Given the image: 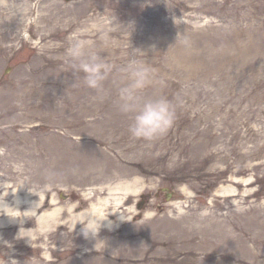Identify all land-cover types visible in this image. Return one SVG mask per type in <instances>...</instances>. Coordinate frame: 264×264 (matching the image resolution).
I'll return each instance as SVG.
<instances>
[{"label": "rangeland", "instance_id": "rangeland-1", "mask_svg": "<svg viewBox=\"0 0 264 264\" xmlns=\"http://www.w3.org/2000/svg\"><path fill=\"white\" fill-rule=\"evenodd\" d=\"M133 61L176 105L151 142L114 104ZM0 197V264H264V0H0Z\"/></svg>", "mask_w": 264, "mask_h": 264}, {"label": "clouds", "instance_id": "clouds-1", "mask_svg": "<svg viewBox=\"0 0 264 264\" xmlns=\"http://www.w3.org/2000/svg\"><path fill=\"white\" fill-rule=\"evenodd\" d=\"M21 10V8L16 9L17 12ZM69 52L78 62L75 71L83 73V84L94 90L96 92L94 98L102 102L107 96L104 82L112 73V64L105 57L90 52L85 41H76L69 48ZM114 85L116 88V99L114 100L116 108L122 114L130 115L132 118L128 129L131 136L151 142L166 135L173 127L177 115L174 102L163 94L152 96L143 94L150 85L157 86L160 90L166 87L163 79L155 77L154 70L150 65L133 61L122 70L119 80L114 81ZM57 179L56 173H46L45 183L41 186V191L56 184ZM3 206H8V204L5 203ZM208 214L207 210H202L200 216L203 218ZM95 223L93 216L88 218L87 224L81 223L83 224L82 232L86 238L95 237L96 233L93 227ZM108 226L111 227V221H109ZM195 226L199 228L202 225L197 224ZM9 264H12L11 259Z\"/></svg>", "mask_w": 264, "mask_h": 264}, {"label": "bare ground", "instance_id": "bare-ground-1", "mask_svg": "<svg viewBox=\"0 0 264 264\" xmlns=\"http://www.w3.org/2000/svg\"><path fill=\"white\" fill-rule=\"evenodd\" d=\"M10 8H11V6H10ZM12 9V11H15V12H17L16 11V9L14 8V7H12L11 8ZM17 14H18V12H17ZM13 26L11 25V23H9V22H7V25H6V27L4 28V30H3V33L4 34H10V33H12L13 32ZM239 171H243V169H240ZM114 175V174H113ZM113 177H117L116 175L115 176H113ZM7 194H5V196H6ZM2 198L0 197V207H3V208H5L6 210H10V207H8L9 206V203H7V202H4L3 200H1ZM19 201H20V198H18L17 196H16V198L14 199V202H15V209L17 208V207H19L21 204L19 203ZM5 203H7L8 204V206H3ZM55 213H56V211H55ZM6 215H9L10 217L8 218V219H12V215L11 214H6ZM24 217H26V215L24 216ZM14 218H15V216H14ZM47 217L46 216H43V217H41L40 218V222H41V226H42V228L46 225V223H47Z\"/></svg>", "mask_w": 264, "mask_h": 264}]
</instances>
